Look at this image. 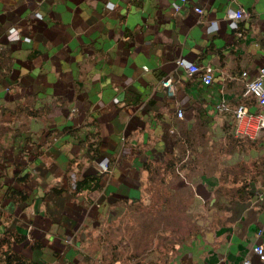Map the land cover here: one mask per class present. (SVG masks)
Segmentation results:
<instances>
[{
	"label": "crops",
	"instance_id": "obj_1",
	"mask_svg": "<svg viewBox=\"0 0 264 264\" xmlns=\"http://www.w3.org/2000/svg\"><path fill=\"white\" fill-rule=\"evenodd\" d=\"M176 1L0 0V237L24 236L13 248L33 264H264V133L236 137L233 113L264 112L242 97L243 72L264 68V0ZM180 60L212 67L213 84ZM169 161L157 178L202 215L155 263L129 255L122 218Z\"/></svg>",
	"mask_w": 264,
	"mask_h": 264
},
{
	"label": "rangeland",
	"instance_id": "obj_2",
	"mask_svg": "<svg viewBox=\"0 0 264 264\" xmlns=\"http://www.w3.org/2000/svg\"><path fill=\"white\" fill-rule=\"evenodd\" d=\"M105 163H100L101 171H103ZM109 169L111 171V168ZM166 189L156 180L151 185L145 186V195L142 201L127 206L130 208L122 219L129 221V255H137L134 250L135 239H138L136 244L143 248L156 235L153 242V248L158 249L153 254L156 263L159 250L165 248V246H161L162 243H159L162 238L172 239L173 242H171L169 248L175 250V247L179 244L189 242L192 239V232L197 231V227L194 225L195 220H198L202 215L200 207H192L191 201L185 195L181 196L182 207L178 205L177 199L164 204L165 199L170 200L172 198L171 195H168ZM161 213L166 215L164 219H160ZM143 214H145L146 221L140 219V215ZM170 223L173 224V227ZM137 232L141 233L135 234L133 237L132 233ZM171 250L165 249L168 252H171Z\"/></svg>",
	"mask_w": 264,
	"mask_h": 264
},
{
	"label": "built area",
	"instance_id": "obj_3",
	"mask_svg": "<svg viewBox=\"0 0 264 264\" xmlns=\"http://www.w3.org/2000/svg\"><path fill=\"white\" fill-rule=\"evenodd\" d=\"M188 0H178L175 3H173V10L175 13H179L182 9L184 4L187 3ZM198 1V0H195ZM195 12L203 15L204 9L196 6ZM244 12L242 10L232 13L231 19H233V22L231 26L233 28L237 27V23L240 20L244 19ZM38 17H40L38 15ZM211 32L215 30V24L211 25L210 27ZM18 38H10L12 37V29L9 30L8 36L11 40H20L22 37L20 33L15 29ZM25 41L30 42L31 39L29 37L24 38ZM178 65L183 67L187 73L190 76H198L202 83L206 86H211L214 81V69L212 67H205L201 68L198 65L186 61V60H180L178 61ZM247 72H243L242 78L246 81L245 83V90L242 94V97L244 99H247L249 97H254L256 100L257 105L260 108H264V68L261 69L258 76L254 78L248 77ZM163 87L167 88L168 90H171L173 88V82L171 77H167L165 80L162 81ZM217 109L220 111L229 110L225 104L217 106ZM262 110V109H261ZM234 116L236 119L235 124V135L238 138L241 137H247L251 140H255L259 138L264 133V112L258 111V112H252L248 109V107L244 105L238 106L234 111ZM178 117H183V111H178ZM106 162V163H105ZM105 166L103 167V172L108 173L110 172L109 164L107 161H104ZM254 253L258 256L260 262L264 263V245L259 244L254 248ZM243 264H253L249 259H246Z\"/></svg>",
	"mask_w": 264,
	"mask_h": 264
},
{
	"label": "trees",
	"instance_id": "obj_4",
	"mask_svg": "<svg viewBox=\"0 0 264 264\" xmlns=\"http://www.w3.org/2000/svg\"><path fill=\"white\" fill-rule=\"evenodd\" d=\"M177 164L178 163L175 162V161H169V162H167L166 165H164L161 168L160 167L150 168L149 171H150L151 176H152L151 179H150L151 183H153V182H155L157 180L158 183L161 182L163 187H165L167 189L170 188L171 185L174 184L173 181L172 182L170 181L168 183L164 179L160 181L157 178V176H158V174L160 172H163L167 176H173L174 172L177 171V168H178V166H176ZM91 179L94 180V181H97L94 178H91ZM85 182H87V183H85ZM85 182H82V183L78 184L79 189H92V185H89L88 181H85ZM245 190L246 189L244 188L243 191H245ZM168 193H169L168 195H171L172 198L170 200H166L165 199L164 200V204H168L170 201L173 202V200L177 199L178 205L180 207L183 206L182 205L183 201L181 199V196H184L183 194L182 195H180V194L179 195H174V194L170 193L169 191H168ZM236 193H237L236 195L229 196V198H231V199H243L244 198L243 195H240V194L238 195V190H237ZM165 216H166L165 214L161 213L160 214V219H164ZM144 217H145V214L140 215V219L146 221V219ZM170 225L173 227L172 223H170ZM141 232L132 233V236L134 237L135 234H139ZM155 238H156V235L153 236L151 238V241L149 243H147L146 245H144L143 248L139 244H136V241L138 239H135L136 240L135 241V249H134L135 250V254L138 255L139 253L142 254V253H146L147 251H149V254H154V252H157L158 249H154L153 248V242H154ZM24 240H25L24 236H21V235L16 234V233H11V234L6 233L3 236H1L0 237V264H33L24 255L14 251L13 246L15 244H22L24 242ZM171 242H173L172 239H168V237H166V238H162L159 243L163 244L161 246H165L164 249L171 250V248H169V245L171 244ZM140 248L142 249L141 251H140ZM172 250H174V249H172Z\"/></svg>",
	"mask_w": 264,
	"mask_h": 264
},
{
	"label": "clouds",
	"instance_id": "obj_5",
	"mask_svg": "<svg viewBox=\"0 0 264 264\" xmlns=\"http://www.w3.org/2000/svg\"><path fill=\"white\" fill-rule=\"evenodd\" d=\"M10 38H18V36H17V33H16V31H15V29H12V37H10Z\"/></svg>",
	"mask_w": 264,
	"mask_h": 264
}]
</instances>
